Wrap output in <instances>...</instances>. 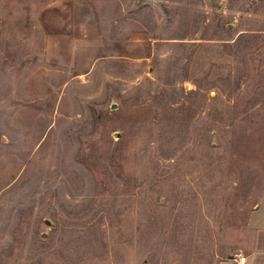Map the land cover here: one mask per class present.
Segmentation results:
<instances>
[{"label": "rangeland", "instance_id": "rangeland-1", "mask_svg": "<svg viewBox=\"0 0 264 264\" xmlns=\"http://www.w3.org/2000/svg\"><path fill=\"white\" fill-rule=\"evenodd\" d=\"M263 207L264 0H0V264L234 261Z\"/></svg>", "mask_w": 264, "mask_h": 264}, {"label": "crops", "instance_id": "crops-1", "mask_svg": "<svg viewBox=\"0 0 264 264\" xmlns=\"http://www.w3.org/2000/svg\"><path fill=\"white\" fill-rule=\"evenodd\" d=\"M263 212L255 214V229L254 239L250 250L246 251L243 255L247 259L246 264H264V207ZM263 217V218H259ZM220 264H237L235 261L229 259L227 262H221Z\"/></svg>", "mask_w": 264, "mask_h": 264}, {"label": "built area", "instance_id": "built-area-1", "mask_svg": "<svg viewBox=\"0 0 264 264\" xmlns=\"http://www.w3.org/2000/svg\"><path fill=\"white\" fill-rule=\"evenodd\" d=\"M233 260L237 264H246L247 263L246 257H244L242 254H235L234 257H233Z\"/></svg>", "mask_w": 264, "mask_h": 264}, {"label": "water", "instance_id": "water-1", "mask_svg": "<svg viewBox=\"0 0 264 264\" xmlns=\"http://www.w3.org/2000/svg\"><path fill=\"white\" fill-rule=\"evenodd\" d=\"M232 258V257H231Z\"/></svg>", "mask_w": 264, "mask_h": 264}]
</instances>
